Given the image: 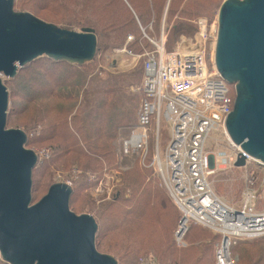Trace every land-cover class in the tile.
<instances>
[{"label":"trees","instance_id":"1","mask_svg":"<svg viewBox=\"0 0 264 264\" xmlns=\"http://www.w3.org/2000/svg\"><path fill=\"white\" fill-rule=\"evenodd\" d=\"M222 1L23 0L22 5L33 10L48 9L46 11L57 20L50 21L56 23L77 28L93 27L98 38L97 52L124 45L128 34L134 36L129 46L139 52L143 46H150L141 27L147 35L159 37L165 23L168 48L170 36L175 34L185 33L194 39L198 31L195 19L204 13L213 15ZM172 19L167 28L166 22ZM91 69V62L78 65L41 56L6 81L8 89L9 81L17 87L16 91H10L9 98L17 94L25 98L22 108L16 109V103L9 107L8 124L13 126L11 118L18 113L16 111H31L35 118L32 125L13 127L27 132L28 146L50 142L53 149L50 150L53 160H49L52 162L41 160L33 170L34 202L43 196L36 195L40 182L46 183V190L54 183L46 180L50 178L49 169L56 158L73 161L81 177L101 175L118 163L114 141L120 129L133 126L136 121L141 93L133 87L142 81L143 64L141 61L137 69L127 73L107 72L104 75L98 71L90 76ZM26 84L32 85L27 93L24 92ZM150 169L136 162L123 170L121 191L114 200L100 206L101 218L96 214L99 223L97 248L114 255L119 264H138L149 256L158 264H215L213 245L216 236L218 239L220 236L211 235L207 228L191 225L187 248L176 244L173 231L180 211L156 178L147 180L149 173L152 174ZM74 197L72 193L71 204ZM90 204L95 206L93 200ZM148 228L155 231L158 241L163 237L167 239L165 244L161 242L156 246L154 254H148L153 249L145 233ZM235 250L241 254L239 264H264V236L241 242Z\"/></svg>","mask_w":264,"mask_h":264},{"label":"water","instance_id":"2","mask_svg":"<svg viewBox=\"0 0 264 264\" xmlns=\"http://www.w3.org/2000/svg\"><path fill=\"white\" fill-rule=\"evenodd\" d=\"M14 5L15 0H0V255L8 264H119L97 248L95 216L71 209L69 183H53L33 201L39 156L27 147L24 129L7 127L9 90L1 77H15L41 56L91 62L98 48L96 31L60 26ZM214 58L221 76L235 88L227 131L264 164V0L222 2ZM245 163L240 155L235 165Z\"/></svg>","mask_w":264,"mask_h":264},{"label":"built area","instance_id":"3","mask_svg":"<svg viewBox=\"0 0 264 264\" xmlns=\"http://www.w3.org/2000/svg\"><path fill=\"white\" fill-rule=\"evenodd\" d=\"M195 22L198 25L195 38L181 34L170 49L165 23L159 37L147 35L141 27L150 44L141 51L129 46L134 40L133 34H128L124 45L115 49L119 57L130 58L134 66L141 61L143 64V78L137 88L142 96L137 122L119 155L136 154L142 166L152 167L157 173L180 211L174 233L179 247L187 245L191 225H201L220 236L215 247V263L237 264L235 246L264 236V209L259 208V203H264V191L257 189V176L247 177L249 186L236 206L215 191L211 177L219 167H237L235 162L240 155L246 157L242 167L251 164L264 167V164L240 148L227 131L226 119L234 107L235 88L219 73L214 52L207 51L209 44L215 47L217 23L208 30L207 18L199 17ZM163 118L171 122V136L162 155ZM218 130L223 138L208 147L212 132ZM221 141L225 146H219ZM151 143L154 148L148 161ZM36 152L41 162L45 151ZM130 167L119 164L118 168L123 171ZM228 224L233 225L227 227ZM138 264L158 262L147 257Z\"/></svg>","mask_w":264,"mask_h":264},{"label":"rangeland","instance_id":"4","mask_svg":"<svg viewBox=\"0 0 264 264\" xmlns=\"http://www.w3.org/2000/svg\"><path fill=\"white\" fill-rule=\"evenodd\" d=\"M22 1L23 0H17V2L15 1L14 7L16 10L32 12L33 14H35L36 16H38L40 18H42L46 21H49V22H53V23L58 24L60 26L77 28L75 26H69V25H65L63 23H56L54 21H50V20H56V18L52 13H50L49 11H46L48 9L44 10L43 8L42 9L39 8L38 10H35V9L33 10L31 7L23 6ZM24 1H27V0H24ZM169 2H170V0H169ZM222 2H221V4H222ZM220 6L217 8V11L215 13H213V15L208 16V15H206V13H204L203 15L198 16L196 19H198L199 17L207 18L209 20L208 30L211 29V26L213 23H215V24L217 23V27H218V11H219ZM172 21H173V19L168 20L166 22L167 28L169 25H171ZM77 29H80V28H77ZM181 34L189 36L188 34H185V33L175 34L173 37L170 36V41H169L170 44H169L168 48L173 47V44L175 43V41L178 40L177 37ZM152 37H155V36H152ZM189 39H191V38H189ZM118 47L119 46H116V47L109 49L107 51L101 50V51L96 53L94 60L91 61L92 69L90 70V73H89L90 76L97 74L98 71H102L103 74L106 75L107 72H110V73H127L128 71L137 69L138 65L134 66L130 58L125 57V56L119 57V55L115 52V49ZM207 51L210 53L214 52V54H215V47L211 46L209 44L207 46ZM99 75H102V74H99ZM1 77L3 78V81L5 82V84H6V81L8 79H11V78L6 77L5 75H1ZM141 82H139V84L135 85L133 88L137 90V88L140 86ZM38 83L40 85V82H38ZM31 86L32 85L26 84L24 92L25 93L30 92ZM40 86H42V85H40ZM9 87H10V89H8L9 93H10V91L12 92V91L17 90V87H14L13 82H11V81H9ZM34 88H36V87H34ZM141 99H142V96H141ZM24 101H25V98H23L22 95H20V94H17L16 96L14 95V97L9 98V107L10 106L12 107L13 104L16 103V109H20V108H22L21 107L22 104H25ZM139 107H140V105H139ZM8 111H9V108H8ZM16 112H18V113H14V115L11 118L13 126L32 125L33 122H35L34 115H31L32 114L31 111L21 110V111H16ZM137 114H138V110H137ZM136 122H137V115H136V121L134 122V125L136 124ZM13 126H10V124H8V118H7V127L8 128H19V127H13ZM133 126L124 127V128L119 130V134L114 141V145L116 147V157H118V153H119V150H120L123 142L130 137L131 129ZM160 135H161V137H160V152L163 155V153L165 151L166 144L169 142L170 136H171V122H169L168 120H166L164 118L162 119V127H161V134ZM222 138H223V134H222L221 130L213 131L211 134V137L207 143V146L213 147L215 140L216 139H222ZM152 143H153V137H152ZM219 146H225V142L221 141ZM27 147L32 148L35 151L36 150L45 151L44 155H43V159H41L42 161L48 162L54 156L53 152L52 153L50 152V150L51 151L53 150L51 148L50 142L34 143L32 146L27 145ZM47 151L50 152L49 155H47ZM137 158H138V155H136V154H128L127 155V154H124L122 152L120 154V160L118 159V163L121 164L122 166H133L136 163ZM150 160H151V157L149 156L148 161H150ZM40 163L41 162L38 161L37 165H39ZM114 163H116V162H112V164H114ZM118 163H116L115 166L108 167V169H105L104 173L101 175L100 174L98 175V173H94L93 175L90 174V177H81L77 174L78 173V167L73 164V161L68 162L67 160L62 159L61 157H60V159L56 158V159H54L53 163L51 164L52 166L49 169L50 178L46 181H48V182L53 181L54 183H56V182H67V183H69L72 186L73 191L75 190V193L73 192V194H75V197L73 199L72 204L70 202V207H72L71 209L74 210L77 214L90 213V214L94 215L95 218H96V214H97V216H99V218H101V214L98 213L100 206L103 204V202L106 203V202L114 200V197L119 193V191H121L120 187L122 185V173H123V171L119 170ZM141 167H145V166L141 165ZM150 170L152 171V174L149 173L147 180H150V179L154 180V178H156L158 180L160 186L164 190H166L164 188V186L161 185V180L157 176V173L154 171V169L152 168ZM90 173H92V172L90 171ZM251 175H255L258 177V180L256 181L257 182L256 183L257 189L259 192H263L264 191V167H262L261 165L251 164L247 167H232V168L219 167L218 171L214 175H212L211 180H212V185H213L215 191L224 200H226L230 204L238 206V205H240V203L242 201L243 193L245 192V190L249 186L247 177H249ZM82 180L84 181V185H82ZM89 181L91 183H89ZM86 182H88V185H85ZM40 184H41V187L38 188V191L36 193L38 198L41 197L42 195L46 194L47 193L46 191H48V190L44 189L46 183L40 182ZM32 195H33V188H32ZM91 200H93L95 206H92V204H90ZM259 208L264 209V203H259ZM96 220H97V218H96ZM178 224H179V221L176 224V228L178 227ZM176 228L173 231L174 233L176 231ZM208 232L211 235H216V233H214L213 230H211V229H208ZM145 233H146L147 241L153 247L152 251L149 252L148 254H151V253L154 254V250L156 249V246L160 245L161 242L163 244H165V241H167V239L165 237H163L162 241H158V235L155 233V231L152 228H148ZM173 238L175 240V235H173ZM218 240H219L218 236H216L215 241H214L215 243L213 245V254L215 253V247H216V243L218 242ZM253 240H255V239H253ZM253 240L244 241V242H251ZM186 242H187V245L183 246L182 248H185V247L187 248V246L189 244L187 236H186ZM234 251L238 255L237 264H239V263H241V254H240V252H238V250L236 251L235 248H234ZM214 263H215V261H214ZM0 264H8V263L5 261H2Z\"/></svg>","mask_w":264,"mask_h":264},{"label":"crops","instance_id":"5","mask_svg":"<svg viewBox=\"0 0 264 264\" xmlns=\"http://www.w3.org/2000/svg\"><path fill=\"white\" fill-rule=\"evenodd\" d=\"M143 78V77H142ZM152 148H154V146L152 145V143H151V154H150V157H151V155H152ZM119 160H120V155H119V153H118V157H117ZM136 162H138V158H137V160H136ZM138 164H139V162H138ZM118 165H119V163H118ZM152 168V167H151ZM155 171V170H154Z\"/></svg>","mask_w":264,"mask_h":264},{"label":"bare ground","instance_id":"6","mask_svg":"<svg viewBox=\"0 0 264 264\" xmlns=\"http://www.w3.org/2000/svg\"><path fill=\"white\" fill-rule=\"evenodd\" d=\"M184 44H185V43H184ZM185 45H189V44H185ZM232 225H233V224H232ZM232 225H229V224H228V226H227V227H231Z\"/></svg>","mask_w":264,"mask_h":264}]
</instances>
